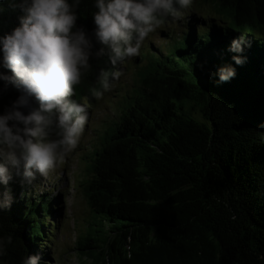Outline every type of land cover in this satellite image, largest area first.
I'll use <instances>...</instances> for the list:
<instances>
[{"label": "trees", "instance_id": "1", "mask_svg": "<svg viewBox=\"0 0 264 264\" xmlns=\"http://www.w3.org/2000/svg\"><path fill=\"white\" fill-rule=\"evenodd\" d=\"M193 1L210 12L169 18L158 29L163 46L146 38L139 56L117 65L124 74L134 65L129 103L115 107L85 153L89 177L76 185L89 217L74 249L87 264H264V0ZM19 2L0 0V37L19 26L23 13L11 6ZM94 4L80 0L76 9L93 55L72 98L87 103L88 120L98 103L91 89L101 70H112L94 36ZM241 34L249 46L237 66L228 48ZM2 62L0 50V74L11 75ZM225 65L236 75L221 83ZM19 95L0 80V113ZM10 171L0 185V264L33 255L48 264L63 192L29 187Z\"/></svg>", "mask_w": 264, "mask_h": 264}, {"label": "clouds", "instance_id": "2", "mask_svg": "<svg viewBox=\"0 0 264 264\" xmlns=\"http://www.w3.org/2000/svg\"><path fill=\"white\" fill-rule=\"evenodd\" d=\"M79 3L20 0L11 5L23 15L19 26L0 37L3 67L11 72L0 74V80L20 95L0 113V185L12 180L10 169H16L29 183L37 176L48 177L79 146L88 122V105L72 97L75 86L92 68L93 55L91 37L77 26ZM191 5L192 0H95L94 36L109 50L112 70H101L99 88L93 87L91 96L100 100L111 92L124 75L117 65L139 56L149 34L169 18L183 19L184 10ZM247 46L243 34L230 42L228 51L235 53V65L245 63L241 54ZM102 53L103 49L96 55ZM216 75L218 82L224 83L234 78L236 71L225 65ZM10 200L9 196L4 201L6 206ZM39 259L29 256L23 264H38Z\"/></svg>", "mask_w": 264, "mask_h": 264}, {"label": "rangeland", "instance_id": "3", "mask_svg": "<svg viewBox=\"0 0 264 264\" xmlns=\"http://www.w3.org/2000/svg\"><path fill=\"white\" fill-rule=\"evenodd\" d=\"M188 11H198L202 15L210 12L207 4H201L197 1L192 2L191 7L186 9V12ZM173 26L171 25V27ZM165 37V33L159 32L157 29L156 32L149 34L147 38L148 43H152L150 45L161 47L166 42ZM133 67L134 65L119 78V81L122 82L120 85H124L123 89L119 90L117 85L111 92L105 93L102 99L97 100L98 103L91 113V119L87 122L88 126H85L78 148L70 153L65 161L48 177L41 178L37 176L32 181L35 186L38 183L41 185L38 188L40 190H52V195H56L59 191L63 192V202L60 203L62 217L57 219L55 246L53 245L47 251L50 256V259L46 260L48 264L89 263V259L82 257L80 251L74 249L77 236L82 233L84 221L89 217V209L85 198L79 188H76V185L85 180L87 176L89 177V174H87L89 154L87 159H84L85 153L97 141V136L101 133V130L112 120L115 107L117 106L116 110L120 112L129 103L130 97L123 93L125 90L130 92L131 87L134 86L136 76ZM28 185L30 187L31 183L28 182Z\"/></svg>", "mask_w": 264, "mask_h": 264}]
</instances>
